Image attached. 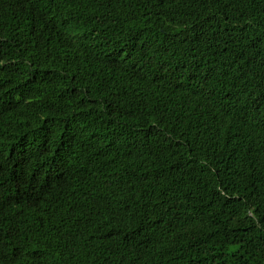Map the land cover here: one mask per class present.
Returning a JSON list of instances; mask_svg holds the SVG:
<instances>
[{"label":"trees","instance_id":"obj_1","mask_svg":"<svg viewBox=\"0 0 264 264\" xmlns=\"http://www.w3.org/2000/svg\"><path fill=\"white\" fill-rule=\"evenodd\" d=\"M0 9V264H264V0Z\"/></svg>","mask_w":264,"mask_h":264},{"label":"bare ground","instance_id":"obj_2","mask_svg":"<svg viewBox=\"0 0 264 264\" xmlns=\"http://www.w3.org/2000/svg\"><path fill=\"white\" fill-rule=\"evenodd\" d=\"M1 10V9H0ZM3 10V9H2ZM4 11V10H3ZM1 13V12H0ZM3 15V14H2ZM3 16H5V15H3ZM25 27H27V25L25 26ZM22 143V142H21ZM18 175V174H17Z\"/></svg>","mask_w":264,"mask_h":264}]
</instances>
